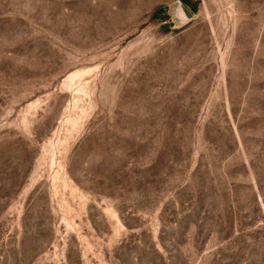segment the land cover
I'll return each instance as SVG.
<instances>
[{
  "label": "rangeland",
  "instance_id": "obj_1",
  "mask_svg": "<svg viewBox=\"0 0 264 264\" xmlns=\"http://www.w3.org/2000/svg\"><path fill=\"white\" fill-rule=\"evenodd\" d=\"M0 264H264V0H0Z\"/></svg>",
  "mask_w": 264,
  "mask_h": 264
},
{
  "label": "water",
  "instance_id": "obj_2",
  "mask_svg": "<svg viewBox=\"0 0 264 264\" xmlns=\"http://www.w3.org/2000/svg\"><path fill=\"white\" fill-rule=\"evenodd\" d=\"M181 9H182L183 13H185L189 17V13H188V11H186L185 7L181 6Z\"/></svg>",
  "mask_w": 264,
  "mask_h": 264
}]
</instances>
